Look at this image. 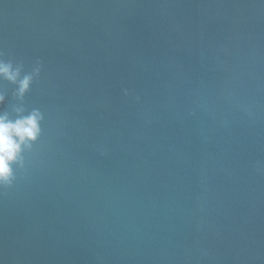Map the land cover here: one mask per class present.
Masks as SVG:
<instances>
[{
  "label": "water",
  "instance_id": "95a60500",
  "mask_svg": "<svg viewBox=\"0 0 264 264\" xmlns=\"http://www.w3.org/2000/svg\"><path fill=\"white\" fill-rule=\"evenodd\" d=\"M0 64V264H264V0H0Z\"/></svg>",
  "mask_w": 264,
  "mask_h": 264
},
{
  "label": "clouds",
  "instance_id": "9594fccd",
  "mask_svg": "<svg viewBox=\"0 0 264 264\" xmlns=\"http://www.w3.org/2000/svg\"><path fill=\"white\" fill-rule=\"evenodd\" d=\"M0 75L15 81L18 73L10 71L9 65L0 64ZM30 77L20 82V94L28 88ZM3 97L0 96V101ZM39 113L11 122L6 116H0V181H7L11 175L10 163L17 159L21 145L26 141L35 140L38 133Z\"/></svg>",
  "mask_w": 264,
  "mask_h": 264
}]
</instances>
